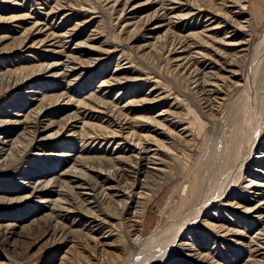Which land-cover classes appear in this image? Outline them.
<instances>
[{"label":"rangeland","instance_id":"rangeland-1","mask_svg":"<svg viewBox=\"0 0 264 264\" xmlns=\"http://www.w3.org/2000/svg\"><path fill=\"white\" fill-rule=\"evenodd\" d=\"M144 1L0 0V109L7 111L5 115L0 113V121L13 119L11 115L22 120L31 113L32 107L48 109L50 102L58 101L55 106L62 104V108L49 118L50 125L36 137V143L43 145L51 142L45 135L70 119L89 117L103 126H112L113 116L140 108L134 98L148 92L160 99L153 109H148L149 115L154 116L172 103L171 116L189 124L195 139L191 146L184 143L170 145L180 148L170 174L178 176L166 182L159 180L161 189L146 206L140 223L145 239L160 223L172 224L175 217L187 209L192 199L191 184L197 183L198 174L212 168L213 162L209 158H214L212 151L220 145L217 122L221 109L225 100L238 93L239 74L245 72L251 55L250 50L233 63L235 51L224 46L225 31L216 34L217 31L206 30L211 12L226 14L238 33L234 40L247 39L253 44L264 34V0H151L149 7L142 4ZM233 3L236 6L228 8ZM134 4H139L135 9L136 22L124 26L126 20L121 10H128ZM191 7L202 9L194 12ZM233 9L240 10L242 18L233 13ZM153 11L159 13L163 25L149 37L152 33L149 27L156 20L144 21ZM212 20L217 23L220 18L213 16ZM52 32L60 37L61 34L68 35L55 42ZM175 37L189 43L187 49L190 52L186 51V54L198 55L195 52L199 51L203 55L197 58V66L207 63L203 71L198 72L195 65L176 67L175 57L169 52ZM65 56L72 57L82 67L67 78L55 76L56 72H64V66L57 62ZM47 68L49 71L45 72ZM230 68V72L227 71ZM79 72H82L79 80H69ZM113 75L118 78L116 82L102 84ZM216 75H220L223 84L215 92H205L211 87L207 82ZM249 75L258 124L255 156L264 151V60ZM205 101L211 107H203L207 104ZM135 113L140 115L142 112ZM99 115L110 118L104 120ZM134 125L129 124L131 129ZM4 128L10 130L16 126L10 123ZM63 131L62 136L67 133V130ZM65 144L67 146L60 149L64 154L71 153L72 149L90 150L80 143ZM42 145L31 146L24 138L21 147L10 151L8 162L0 165V193L4 192V195L0 194V264H121L133 250L129 241L132 232L112 220L108 225L110 235L104 229L97 230L92 234L96 239L92 240L86 238L78 219L64 217L59 211L61 207L80 211L82 207L79 197L68 193V184L57 180L54 173L62 167L63 160L68 165L74 160L60 157L56 148ZM89 154L104 155V152ZM102 159L79 164L93 169L107 168V162ZM258 165L264 167V162ZM89 170L92 169L84 171ZM50 176L51 182L46 183ZM249 190L238 186L222 203L213 207L219 222L224 224L223 230L215 232L205 224L201 225L216 221L207 215L201 217L198 231L193 229V237L177 241L162 264H264V220L256 219L255 209L251 210L264 198V191L252 194ZM22 193L31 194L14 200ZM58 193L60 197L65 193L67 202L60 199L53 204L51 199L58 197ZM245 198L247 201L240 206V199ZM61 203L64 205L59 207ZM223 233L225 237L218 235ZM101 234L104 237L99 238Z\"/></svg>","mask_w":264,"mask_h":264},{"label":"bare ground","instance_id":"bare-ground-1","mask_svg":"<svg viewBox=\"0 0 264 264\" xmlns=\"http://www.w3.org/2000/svg\"><path fill=\"white\" fill-rule=\"evenodd\" d=\"M151 2V0H145L142 4L149 7ZM138 5L134 4L131 8L128 7V10H124V8L121 10L122 17L126 20L124 26L132 25L136 22L134 21L137 13L135 9ZM185 5L188 7V4ZM235 6V3H233L228 8H234ZM241 8L243 9V6ZM190 9L194 12H199L202 8L191 7ZM165 12L169 14L167 8H165ZM232 12L242 18L240 10L233 9ZM211 14L212 16H210L206 30L217 31L215 32L216 34L219 31H225L224 35L227 40L224 42V46L233 48L235 51V56L232 57L233 63L236 64L237 58L246 56L250 50L251 55L248 58L245 72L239 74L238 93L236 96L225 100V105L221 109L217 122L218 126L215 125L217 126L220 145L216 146V144L217 150L212 151L214 160L211 157L209 158L213 162L212 168L208 167L211 171L207 170L208 168L205 166L207 169L205 171L201 170V175H197L199 177L198 180L196 179L197 183L191 184L189 189L191 190L192 199L187 209L183 213L178 214L172 224L160 223L145 239L141 235L144 228H140V223L146 211V206L161 189L162 183L159 180L166 182V180L178 176L170 174L173 173L172 162H175L177 157H179L180 148L170 145L184 143L191 146L195 139L189 124L185 125L180 119L171 116L172 103L169 104V107L158 111L154 116L149 115L150 110L148 109H153L160 99L151 96L150 92H148L143 97L134 98L140 108H136L130 113L113 116V119L111 118L112 126H103L100 121L89 120V117H82L79 120L70 119L60 125L54 132L45 135V139L51 140V142H45L43 145L36 143V137L41 130L50 125L49 118L62 108V104L55 106L58 101L50 102L48 109H35L32 107L31 113L26 114L22 120H16L14 115H11L13 119L0 121V135L2 136L3 133L9 132L8 135L2 136V149H0L1 166L8 162L11 155L10 151L13 148L23 145L24 138L28 140L31 146L42 145V147L56 148L58 156L71 157L74 160L71 165H68L66 160H63L62 167L55 171L54 174L57 175V180H63L69 185L66 186L68 193L76 194L79 197L82 210L61 207L59 211H62L63 216H67L71 220L78 219L81 222V228L85 229L86 238L92 240L96 239L92 234L97 230L104 229V232H108L110 235L108 225L112 220L117 222V226L119 224L120 227L124 225L127 231L132 232L133 237L129 241L133 245V250L121 264H162L165 261L167 252L177 245V241L193 237L192 234L195 232L193 229L198 231V223L201 221V217L207 215L209 218L216 219V221L200 223L201 225L205 224L215 232L224 229V224L219 222V218L215 214L216 208L213 207L215 204L222 203L226 195L230 194L235 188L238 186L247 187L250 189L249 193L252 194L264 191V167H259L258 165V163L264 162V151L253 156L258 142V133H256L258 124L254 110L253 93L250 89L251 75H249L264 60V34L259 36V39H255L253 44L247 39L234 40L238 33L233 29V25L229 18L226 17V14L218 12H211ZM178 16L172 15V17ZM213 16L220 18V21L214 23L212 20ZM151 20H156V22L149 27V30L152 31V33H149L151 35L149 37H152L163 25L158 12L153 11L150 16L147 15L144 22ZM242 22L246 24L247 20L242 19ZM237 29L241 30L240 28ZM67 35V33L61 34L60 37L55 32L51 34L55 42L58 41L57 38H64ZM187 45H189L187 41L175 37L174 46L169 52L171 51L175 57L176 67L195 65L198 72L203 71L207 63L202 67L197 66V63H199L197 58L203 57V55L199 51L195 52L198 55L186 54V51H189ZM57 63L60 66H64V72H56L55 76L62 75L64 78H67L69 74L76 72L82 67L70 56H65V59ZM230 63L232 62L229 59L228 65ZM230 70L231 68L227 69L229 72ZM47 71H49V68L45 70V72ZM233 73L237 74L236 71H233ZM81 74L82 72L75 73L69 80L75 82L81 78ZM214 77L212 78L214 80L211 79L207 82L211 87L205 92H215L218 90V86L223 84L220 75ZM117 79L113 75L109 80L103 81L102 84H112ZM205 103L207 104L203 107L206 105L211 107V104L207 101ZM136 111L142 113L136 115ZM0 113L5 115L7 111L1 108ZM100 118L105 120L110 117ZM10 123L14 124L16 128L10 130L4 128ZM129 124H135L134 128L131 129ZM179 125L181 126L179 127ZM29 128L32 130H28ZM63 130H67V133L62 136ZM63 142L70 144L80 143L81 146L90 147V150L73 151L74 149H72L71 153L64 154L63 150L60 149L67 146V144ZM101 148L103 150H98ZM90 152H104V155H90ZM206 152L208 153V149ZM103 157L104 159H102ZM91 159H102V162H107L108 167L93 169L91 166H80L79 162ZM88 169L92 170H89L90 172L84 171ZM93 171H95L94 175H92ZM51 176L47 178L48 181L46 183L51 182ZM0 194L4 195V192ZM30 194L22 193L17 195L14 200L26 198ZM61 194L63 195L62 197L58 193V197L51 199L53 204L60 199L63 202H67L66 194ZM4 198L7 199L8 197ZM245 201H247V198L240 199V206H243L242 202ZM106 203V206H102ZM62 205L64 204H59V207ZM99 205L101 208L98 207ZM253 209H255L254 212L257 214L255 218L264 220V198L260 199L257 205L251 208V210ZM81 213L84 215L83 217L80 216L82 215ZM103 235L101 234L99 238L104 237ZM218 235L226 236L225 233Z\"/></svg>","mask_w":264,"mask_h":264}]
</instances>
